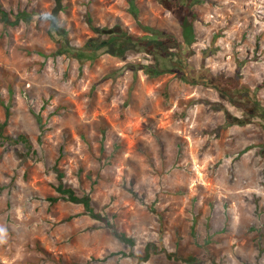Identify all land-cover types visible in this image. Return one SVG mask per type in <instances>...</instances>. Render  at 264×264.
Here are the masks:
<instances>
[{
  "label": "rangeland",
  "instance_id": "rangeland-1",
  "mask_svg": "<svg viewBox=\"0 0 264 264\" xmlns=\"http://www.w3.org/2000/svg\"><path fill=\"white\" fill-rule=\"evenodd\" d=\"M61 2L76 47L153 30L182 40L163 0ZM190 3L196 42L153 75L157 57L139 47L83 62L63 52L42 15L56 0H0V120L5 104L7 133L33 144L0 146V264H264V127L210 80L264 106V0ZM56 165L133 246L82 205L51 201ZM149 243L175 256L142 260Z\"/></svg>",
  "mask_w": 264,
  "mask_h": 264
},
{
  "label": "trees",
  "instance_id": "trees-1",
  "mask_svg": "<svg viewBox=\"0 0 264 264\" xmlns=\"http://www.w3.org/2000/svg\"><path fill=\"white\" fill-rule=\"evenodd\" d=\"M165 6L168 8L172 16L179 23L181 28L182 40H178L173 34L164 30H153L151 35L135 36L132 34H123L116 39L115 36L110 35L111 40L106 44L90 45L83 47H76L70 44L68 40V31L60 25L59 12L63 9L61 0H56L55 8L51 14H42L49 20L48 33L50 37L56 42H60L63 52L78 57L82 62L86 60H94L101 54V49L105 51L118 53L125 52L130 47H139L141 50L145 49L148 53L155 54L159 63V67H147L149 73L158 75L163 72L174 71V65L169 62L171 56H177L182 51L183 46L190 48L197 40V32L195 21L197 19L196 13L192 9L190 0H163ZM203 0H195L200 2ZM0 14L6 16V11L0 5ZM22 15L26 18L32 17V13L24 11ZM91 22L93 17H88ZM176 50V51H175ZM172 62V60H170ZM175 61V60H174ZM177 67V66H176ZM180 78L185 82H191L189 76L185 73H180ZM212 85L221 93H223L228 100L243 110L247 114L246 123H255L264 127V106L257 100L256 93L245 85L238 82H231L222 77L210 76ZM5 119L0 120V146L6 142L12 141L23 144L29 151L33 149V144L26 134H19L16 138H12L7 133L8 120L11 114L10 107L4 104ZM56 172V191L58 196L51 197V201L56 202L60 199L69 202L80 204L84 208V212L94 219L102 221L108 226L113 234L127 245L133 246L134 239L127 235L126 232L121 231L113 222L106 216L96 212L92 205V198L88 194L79 195L71 187L67 186L64 180V172L59 166H55ZM164 252L170 257L175 256L174 253L168 252L165 248H158L155 244L149 243L145 248V254L141 257L142 260L149 259L153 254ZM210 259L209 255L200 258H189V260L203 261Z\"/></svg>",
  "mask_w": 264,
  "mask_h": 264
},
{
  "label": "water",
  "instance_id": "water-1",
  "mask_svg": "<svg viewBox=\"0 0 264 264\" xmlns=\"http://www.w3.org/2000/svg\"><path fill=\"white\" fill-rule=\"evenodd\" d=\"M103 32L106 34H110V33H112V30H103Z\"/></svg>",
  "mask_w": 264,
  "mask_h": 264
}]
</instances>
